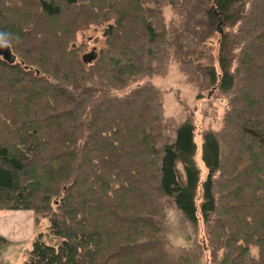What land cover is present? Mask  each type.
<instances>
[{
    "label": "trees",
    "instance_id": "obj_1",
    "mask_svg": "<svg viewBox=\"0 0 264 264\" xmlns=\"http://www.w3.org/2000/svg\"><path fill=\"white\" fill-rule=\"evenodd\" d=\"M172 2L0 0V43L16 57H0V209L33 211L22 264H200L202 244H170L169 210L204 228L209 263L264 264V0H186L181 30L162 22ZM210 7L232 33L218 70L194 68L229 98L201 137L202 178L194 125L140 80L210 36ZM92 23L104 47L81 55L76 32Z\"/></svg>",
    "mask_w": 264,
    "mask_h": 264
},
{
    "label": "rangeland",
    "instance_id": "obj_2",
    "mask_svg": "<svg viewBox=\"0 0 264 264\" xmlns=\"http://www.w3.org/2000/svg\"><path fill=\"white\" fill-rule=\"evenodd\" d=\"M185 1L173 0L172 4H164L161 6L163 24L167 27L183 29L185 11H187L184 7ZM149 5L153 6V3ZM199 5L196 11L199 14H203L201 9L204 10L207 8V4L204 2L199 3ZM196 6L197 4L194 5V8ZM176 7H178V10ZM181 7L183 8V13ZM211 12L212 22L210 24L211 34L209 37L202 40L194 49H186L185 46H179L176 56L173 53L168 62L159 60L154 63L153 67L155 71H158L157 73L142 77L140 80V82L151 83L163 92L162 101L166 116L173 118L175 123L188 119L194 125V140L197 145L196 161L202 171V178L205 174V168L200 160L201 137L207 131H217L220 128L229 98L227 93L219 90L216 86L208 85L205 87L200 85L203 84L201 72L198 74L194 68L210 65L218 70L217 50L219 37L225 33H232V28L226 26L224 17L216 11L215 7L211 8ZM200 20L202 23L200 24L201 28L207 26L204 24V19ZM57 21H48V24H53ZM104 28L105 24L92 23L76 32L74 41L80 49L83 48L81 55L89 52L93 47H96V50L104 47ZM197 29L198 34L202 35L199 27ZM187 61H192L193 63V66H189V69L192 72L196 71L189 77H186V74L189 72L184 71L181 67L182 62L188 65L186 63ZM133 84L135 85V83ZM232 151L236 153L235 150ZM166 218L168 229L167 237L170 244L174 247L185 248H190L195 244L197 245V243L202 244L204 257L200 264H211L209 263L210 250L209 248L207 249V242L205 240L207 239V235H205L204 228L197 225L196 232H194L188 224L179 223V217L175 210L167 211ZM20 245L23 252L25 248H30L31 243L24 241ZM15 248L16 246L2 247L1 255L6 262H11L17 256H20L17 251L15 253ZM251 253L254 255V248L251 249Z\"/></svg>",
    "mask_w": 264,
    "mask_h": 264
},
{
    "label": "crops",
    "instance_id": "obj_3",
    "mask_svg": "<svg viewBox=\"0 0 264 264\" xmlns=\"http://www.w3.org/2000/svg\"><path fill=\"white\" fill-rule=\"evenodd\" d=\"M35 234L33 211L0 209V236L7 240V244L4 246H16L15 253L17 251L20 254L13 261L6 262L0 251V264H22L23 253L20 244L24 241L31 243Z\"/></svg>",
    "mask_w": 264,
    "mask_h": 264
},
{
    "label": "water",
    "instance_id": "obj_4",
    "mask_svg": "<svg viewBox=\"0 0 264 264\" xmlns=\"http://www.w3.org/2000/svg\"><path fill=\"white\" fill-rule=\"evenodd\" d=\"M220 32V30H218ZM91 54H85L84 62L90 61ZM0 57L6 62L13 64L16 60L15 55L12 53L10 46L6 43H0Z\"/></svg>",
    "mask_w": 264,
    "mask_h": 264
}]
</instances>
